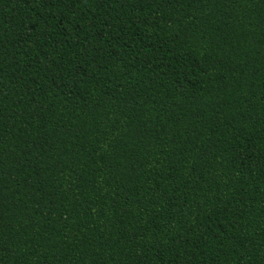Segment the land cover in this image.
<instances>
[{"label": "trees", "instance_id": "obj_1", "mask_svg": "<svg viewBox=\"0 0 264 264\" xmlns=\"http://www.w3.org/2000/svg\"><path fill=\"white\" fill-rule=\"evenodd\" d=\"M0 264H264V0H0Z\"/></svg>", "mask_w": 264, "mask_h": 264}]
</instances>
